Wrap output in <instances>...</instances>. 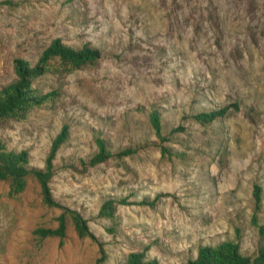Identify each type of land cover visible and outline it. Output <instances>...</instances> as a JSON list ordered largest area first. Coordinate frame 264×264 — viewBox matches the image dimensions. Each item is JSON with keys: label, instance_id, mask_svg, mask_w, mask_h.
Returning <instances> with one entry per match:
<instances>
[{"label": "rangeland", "instance_id": "rangeland-1", "mask_svg": "<svg viewBox=\"0 0 264 264\" xmlns=\"http://www.w3.org/2000/svg\"><path fill=\"white\" fill-rule=\"evenodd\" d=\"M70 47H97L96 65L36 80L57 95L49 106L0 126L7 149H26L42 168L62 123L69 137L52 160V198L79 212L89 237L39 238L54 227L57 206L42 200L25 177L7 194L0 179V264H124L146 247L159 264L193 259L199 245L234 240L243 254L264 246L251 216L264 220V0H0V86L13 77L11 60L32 63L52 38ZM236 104L209 124L181 115ZM160 113V153L146 114ZM98 133L114 154L83 164ZM262 199L254 211L252 185ZM153 206L137 203L146 198ZM125 197L112 218L97 214L105 198ZM100 243V246L98 245Z\"/></svg>", "mask_w": 264, "mask_h": 264}, {"label": "trees", "instance_id": "trees-1", "mask_svg": "<svg viewBox=\"0 0 264 264\" xmlns=\"http://www.w3.org/2000/svg\"><path fill=\"white\" fill-rule=\"evenodd\" d=\"M9 2V0H5ZM101 57V52L97 47L89 43H83L77 48L70 47L60 38H52L49 43L37 55L36 60L29 63L21 57L11 60L14 77L7 83L0 86V126L4 122L19 121L28 115L32 110L49 106L57 95L55 90L43 91L36 80L44 75L63 76L78 69L91 67ZM237 109L236 104H225L207 110H200L197 113L181 115L182 118H189L197 124L205 125L222 118L228 110ZM147 124L153 132L160 153L170 155L166 145L162 143L166 140V135L162 133V124L159 111L151 108L146 114ZM69 127L67 123H62L58 132L49 141V148L42 168H30L28 166V152L26 149H7L0 141V179H7V194L10 196L20 193L24 188L25 177H33L42 195L43 202L48 206H57L61 212L56 216L54 227H37L33 233L39 238L57 237L59 242L65 235L66 223L72 227L77 237H89L96 241L95 236L89 231L86 220L79 212L68 209L56 202L47 185V181L52 174V160L59 147L68 140ZM105 138L98 133L93 136L94 152L83 164L95 165L112 157L126 156L135 151V148L124 147L112 154L106 145ZM160 194L151 201L146 198L137 203L153 206ZM254 211L260 207L262 199V189L260 184L254 183L251 189ZM125 197L108 198L102 200L97 214L106 218H112L115 213V205L127 204ZM251 223L255 225L257 234L264 237V220L258 223L254 214L251 216ZM100 246V243L98 242ZM146 247L141 250L130 251L126 254L124 264H159L154 258H147ZM181 264H264V246H260L254 255L243 254L239 251L238 243L234 240H223L213 245H199L193 259L184 261Z\"/></svg>", "mask_w": 264, "mask_h": 264}]
</instances>
